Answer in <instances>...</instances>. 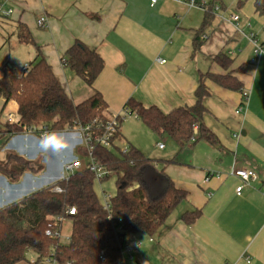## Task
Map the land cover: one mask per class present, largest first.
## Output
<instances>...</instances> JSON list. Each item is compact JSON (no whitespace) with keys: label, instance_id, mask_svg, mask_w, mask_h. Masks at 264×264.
Segmentation results:
<instances>
[{"label":"crops","instance_id":"crops-1","mask_svg":"<svg viewBox=\"0 0 264 264\" xmlns=\"http://www.w3.org/2000/svg\"><path fill=\"white\" fill-rule=\"evenodd\" d=\"M4 9L12 13L0 17L1 31L10 34L7 41L11 40L12 49L21 54L15 70L33 62L39 47L74 103L98 90L107 103L105 115H121L130 98L164 112L192 106L202 74L233 72L248 94L246 103L243 92L206 80L210 95L204 101V123L217 136V144L202 139L180 149L168 134L151 130L135 115L122 121L119 147L132 144L148 156L151 149L144 139H152L165 157L158 161L149 158L150 164L143 169L153 175L145 173L142 180L150 195L163 194V174L187 192L154 235L122 232L123 246L137 242L132 252L122 254L125 264H264V55L254 61V45L246 37L253 32L264 44V16L254 6V13L217 12L210 26L213 30L206 31L207 40L196 51L194 38L205 11L182 0H159L154 6L151 0H9ZM232 14L240 16L243 33L230 21ZM44 15L47 24L40 26L38 20ZM19 24L29 31L35 44L20 41ZM77 40L105 61L93 87L64 64L67 49ZM220 52L233 59L230 68L213 60ZM8 106L18 113L15 101ZM4 131L0 121V137L6 139ZM54 132L61 135V131ZM61 138L65 146L58 149L45 148L36 135L21 133L6 139L2 147L6 155L13 151L33 161L40 158L41 171L27 172L18 182L6 181L0 174V208L20 200L22 196L12 197L21 195L31 183L37 182L41 189L54 182L62 162L82 154L75 139ZM234 169H251L257 174L241 194L236 189L242 182ZM156 176L162 178L160 184ZM112 187L105 180L94 189L100 198L102 190ZM195 210L201 211L200 217L187 224L184 213ZM37 257L30 251L18 264H33Z\"/></svg>","mask_w":264,"mask_h":264},{"label":"trees","instance_id":"trees-1","mask_svg":"<svg viewBox=\"0 0 264 264\" xmlns=\"http://www.w3.org/2000/svg\"><path fill=\"white\" fill-rule=\"evenodd\" d=\"M208 2L202 25L194 38L195 51L200 50L207 40L204 36L216 18L215 6L223 7L222 0ZM253 6L258 14L264 16V0H253ZM0 17L6 16L0 13ZM18 35L21 42L35 44L29 31L21 24L18 25ZM37 50L36 59L24 71L9 67L2 69L0 99L4 100V105L0 116L10 101L18 104L19 116L16 124L5 121L6 139L42 123L49 125L54 132L84 126L96 118H104L107 103L101 93L94 90L86 100L74 103L39 47ZM213 60L225 69L233 63V59L223 52L218 53ZM63 61L89 87H93L105 66L101 55L80 40L67 49ZM207 79L227 89L239 92L244 90L242 82L233 72L225 75L207 72L199 79L195 91L196 100L192 106H178L164 112L155 105L146 107L130 98L125 107L151 130L168 134L180 149L191 141L202 139L217 144V136L204 123L207 112L204 101L210 95ZM195 127L198 128L197 134L194 133ZM81 155L85 156L83 152ZM93 155L97 162L110 171V177L116 175L117 178V193L111 198L110 212L98 198L94 189V173L88 167L66 180L35 190L0 208V264H18L26 260L30 251L38 258L53 252L51 256L56 264H125L122 232L154 235L187 197L186 190L178 187L166 174H163L166 180L163 194L152 197L139 178V171L146 169L151 160L132 144L128 145L127 153H121L118 147H97ZM40 171L38 163L17 152L10 151L4 159H0V174L11 182L20 181L27 172L37 174ZM149 174L152 175L151 172ZM57 186L60 192L54 191ZM71 207L76 208L75 215L68 214ZM200 215L201 211L195 210L184 213L183 218L187 224H191ZM60 217L69 218L72 222L67 243H61L60 238L54 236L57 231H61L62 225L57 220ZM48 230L53 232L52 235L46 234Z\"/></svg>","mask_w":264,"mask_h":264},{"label":"built area","instance_id":"built-area-1","mask_svg":"<svg viewBox=\"0 0 264 264\" xmlns=\"http://www.w3.org/2000/svg\"><path fill=\"white\" fill-rule=\"evenodd\" d=\"M9 0H0V13L3 14L4 16L8 17L11 15L12 10H5L4 9V2H7ZM159 0H151V5L154 6ZM186 1V3L190 7H195L198 9H201L203 11H206L208 9V1L209 0H182ZM219 6H215V13L220 11ZM230 21L235 25V28L237 31H240L243 33V31L240 28V16L236 14H232L231 17L229 18ZM47 17L44 15L38 20V24L40 26H45L47 24ZM246 37L251 41L254 45V54L256 59L260 58L262 55H264V44L260 43L259 40L257 39V36L255 33H250L246 35ZM204 38H207V35L204 36ZM160 63H164V60L158 59ZM29 67L28 64L24 65L22 69L19 71H24ZM243 98L245 99L244 102L246 103V100L248 99V94L243 92ZM243 104V103H242ZM243 106L238 109L240 111ZM136 114L131 113V111L125 107L123 109V112L121 115H105L104 118H96L92 122H90L87 125L84 126H78L75 128H68L63 131H61V135L63 138L66 136H71L73 139L76 140L75 147H81L83 150V154L85 157H87L88 161H85L83 158H80L79 155L74 156L71 159H65L62 162V167H61V172L58 178L54 181H61V180H66L68 179L71 175L75 174L76 172L88 167L93 173H94V181L95 185H101L105 180H107L111 173L110 171L103 165H101L97 160L95 159L93 155V151L97 147H104V148H109V149H115L118 147L119 151L121 153H127L128 152V146L124 147H119L117 145V136L119 134V129L122 121L131 116ZM7 121L10 122L11 124H16L19 121V116L18 114L15 113H9L6 115ZM197 127H195L194 130H196ZM53 131L50 130L49 125L47 124H40V125H33L30 126L24 131L23 134L26 136L28 135H36L39 137V139H44L45 134L47 133H52ZM160 148L164 147V144L160 143L158 145ZM233 173L241 179L242 184L237 187V193L241 194V191L243 190L244 186L246 184H249L252 180H255L257 178V174L251 170V169H234ZM53 183V182H52ZM54 191L60 192L61 189L60 187H55ZM111 198L109 194H107L106 191L102 190L101 192V197L99 198L102 206L110 212L111 210ZM69 215H75L76 214V208L71 207L68 210ZM112 216L109 214V219H111ZM63 218L57 219L59 222V225H62L61 222L64 221ZM119 221L121 222L122 219L120 218ZM61 231H62V226H61ZM61 231H57L56 234H54L55 237L60 238ZM53 232L48 230L46 234L52 235ZM61 240V239H60ZM69 241V238H68ZM63 243L62 241H60ZM137 247V242L136 241H129L125 243V245L122 247V253L127 252L130 253L132 252L135 248ZM53 253V252H52ZM51 253V255H52ZM51 255H46L40 258H36L33 260V264H56V260L54 259L53 256Z\"/></svg>","mask_w":264,"mask_h":264},{"label":"rangeland","instance_id":"rangeland-1","mask_svg":"<svg viewBox=\"0 0 264 264\" xmlns=\"http://www.w3.org/2000/svg\"><path fill=\"white\" fill-rule=\"evenodd\" d=\"M241 1V3L239 2ZM223 3V7L220 9L219 12L222 13H254L253 10V1L252 0H222ZM241 5V6H239ZM242 7V8H240ZM2 28H0V77H2L3 75V67H9V68H13L15 69L16 66L18 65V62L20 61V53H17V51L13 48L12 46V42L11 40L7 41V38H11L10 34L8 33H4L3 31H1ZM212 27L210 28L209 31H212ZM6 39V40H5ZM3 99H0V110L2 107V103H3ZM8 106L4 112L2 113V115L0 116V121L4 122L7 120L6 115H8L9 113H15L17 114V111H14V109H12L13 107ZM5 116V117H4ZM167 135V134H166ZM167 137H169L167 135ZM6 139L0 137V159H4L5 158V153L2 151V147L5 144ZM145 141V145L150 147L151 151L150 154L147 156L148 158H150L151 160H161L163 158H165L164 156L161 155L162 152H160V150H156L155 148V143L156 140H152V139H144ZM124 146V143L122 142V144ZM78 155V154H77ZM80 158H83L85 161H88L87 157L79 154ZM40 161V158L36 161H34L35 163H38ZM144 172L141 169L139 171V178L141 179V181L144 179ZM2 178H4L6 181H10L8 178L4 177L1 175ZM0 177V180H1ZM106 181H108V183H111V185H113L112 190H106L111 196H114L116 193V175H113L112 177L108 178ZM158 183H160V179L157 180ZM34 186V187H33ZM40 185H38L37 182L31 183L29 185L26 186V189L21 191V195H17V193H15V197H12L14 199L16 198H20L21 196H25L27 194H29L30 192H33L34 190L38 189ZM31 190H29L28 188H31ZM97 192L100 193L99 188H96ZM12 199V200H14ZM71 227H72V222L69 218H65L62 224V231L60 234V239L61 241H63L64 243L68 242V238L70 236V232H71ZM33 254V253H31Z\"/></svg>","mask_w":264,"mask_h":264},{"label":"clouds","instance_id":"clouds-1","mask_svg":"<svg viewBox=\"0 0 264 264\" xmlns=\"http://www.w3.org/2000/svg\"><path fill=\"white\" fill-rule=\"evenodd\" d=\"M42 143L45 148L54 147L58 149L65 146L62 142L61 135L56 132L45 134V138L42 140Z\"/></svg>","mask_w":264,"mask_h":264}]
</instances>
